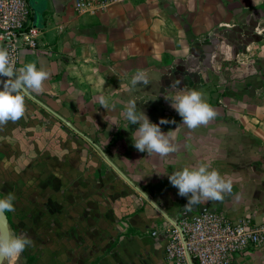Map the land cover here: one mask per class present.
I'll return each mask as SVG.
<instances>
[{
    "label": "crops",
    "instance_id": "obj_1",
    "mask_svg": "<svg viewBox=\"0 0 264 264\" xmlns=\"http://www.w3.org/2000/svg\"><path fill=\"white\" fill-rule=\"evenodd\" d=\"M29 5L31 24L43 34L37 49L21 50L16 69L35 63L50 73L44 91L32 95L35 99L97 140L129 177L144 180L145 191L157 204L162 194H173L169 175L207 163L238 193V200L226 195L223 202H207L208 208L233 219L264 220V48L253 52L246 41L232 49L249 37L233 36L238 28L264 30V0H117L86 15H78L71 0H29ZM262 39L256 34L252 42ZM234 65L239 72L228 71ZM139 70L146 72L149 83L132 87ZM177 80L181 90L202 92L218 113L207 126H182V118L165 100V95H175L170 86ZM101 97L108 109L101 106ZM34 98H25L22 119L0 129V177L9 181L5 185L22 188L23 194L29 186L45 188L42 201L54 211L64 201L69 211L66 234L80 237L81 250L95 248L80 264H136L107 257L125 239L142 236L146 227L151 235L159 232L152 235L157 241L147 236V264H173L164 255L171 222L148 202L144 209L136 206L124 224L107 220L89 227L94 218L89 210L95 209V219H103L119 212L120 202L112 196L106 204L108 189L103 182L94 183L96 170L87 162L89 142ZM133 100L137 113L144 112L151 123L176 121L160 125L165 134L174 131L176 153L162 158L135 149L134 125L122 115ZM114 142L119 145L115 151ZM29 167L39 182L48 183L31 185L24 179ZM118 182L111 184L119 187ZM231 264H264V248L238 255Z\"/></svg>",
    "mask_w": 264,
    "mask_h": 264
},
{
    "label": "clouds",
    "instance_id": "obj_2",
    "mask_svg": "<svg viewBox=\"0 0 264 264\" xmlns=\"http://www.w3.org/2000/svg\"><path fill=\"white\" fill-rule=\"evenodd\" d=\"M0 129L9 122L16 123L25 116V98L34 93L44 91V82L50 78V73L44 69H37L35 63L25 64L16 69L14 62L7 49L0 48ZM149 83L146 72L139 70L131 79L132 87L138 84ZM180 81L172 83L170 89L175 95H165V100L170 101V106L182 118V126L189 130H195L201 126H207L218 115V113L206 102L204 94L197 90L179 89ZM100 104L104 109L109 108L105 97L100 98ZM113 109L115 105L111 106ZM135 101H129L123 111V117L129 125H138L134 131L135 139L133 145L141 153L146 152L148 156L158 155L168 157L178 151L171 136L174 131L164 133L160 125L175 124V120L160 119L159 124L151 123L144 112L137 113ZM210 165L201 163L198 167H185L168 176L170 184L178 189L180 197L187 198L186 208L211 202H223L226 195L232 193L233 184L225 180L217 170H209ZM13 193H8L0 199V216L4 217L6 212H15ZM154 203V202H153ZM33 240L27 233L15 235L11 232L0 233V264L5 260L13 264L21 254L33 246Z\"/></svg>",
    "mask_w": 264,
    "mask_h": 264
},
{
    "label": "rangeland",
    "instance_id": "obj_3",
    "mask_svg": "<svg viewBox=\"0 0 264 264\" xmlns=\"http://www.w3.org/2000/svg\"><path fill=\"white\" fill-rule=\"evenodd\" d=\"M244 30L245 28L242 27L241 29L238 28L235 32L232 33L233 36H237L240 39H243L246 34L249 36L247 39L241 40L239 44L232 46V49L238 50L240 46L242 47L243 45H245L246 41H249V44L253 46L252 51L261 53L262 48H264V39H262L260 42H252V39H254V36L256 34L259 36H264V30L260 29L259 33L257 32V29L253 28H250L249 32H243ZM257 44L261 46L257 47ZM240 56H242V54H240L239 56L237 55V59L240 60ZM228 71L239 72L240 69L239 66L234 65L230 69H228ZM132 127L136 130L138 128V125H134ZM132 127L130 128L132 129ZM119 141V139L115 138V142L118 143ZM117 143L113 144V146L117 145L116 148H113V151L118 149L119 145ZM103 150L106 152L104 148ZM87 151L89 153L87 162L96 170L95 172H93L94 183L103 182L105 186L104 188L108 189V192L105 191L104 195L105 203L111 204V201L109 199L113 196L116 201L120 202L119 206L121 207L119 212L115 211L113 215L111 212L107 213L108 216H105L103 219H100V217L95 219V209L89 210V216H94L93 219H89V227L94 226L96 224V221L101 225H105L107 220H112L114 224H124L125 221H127V219L131 216V213L133 212L132 210L137 209L136 206L138 205L144 209L145 205L147 206V201L135 188H133L124 178H122L106 162V160H104L100 152L94 146H92V144L88 143ZM106 153L111 159V153ZM112 162L114 161L112 160ZM115 165L117 166V164ZM28 169L24 171V179H28V182L31 181V185H33V183H48V181L46 183L47 179H43V182H39V178L33 175L34 170H31V167H29ZM122 172L124 171L122 170ZM2 173L3 172H0V175ZM13 173L14 172H12V174ZM34 173L36 174V171ZM33 178H35V180H33ZM129 178L143 191L147 189V187L144 186V180L133 179L131 177ZM114 180H119V187L115 184H111V182ZM7 182H9L7 179L0 177L1 199H3L4 196L8 193H13L16 197L14 201L15 212H8L10 215V232L15 235L27 233V235L34 242L33 246L27 248L21 254V256L13 262V264H80L82 259L85 258L87 254L89 257L95 254V248L92 249L90 245H88V250H81L79 236H69L66 234V216L69 214V211L66 209L64 201L58 203L57 209L54 211L52 209H49L50 207H52L51 204H49L47 201H42L46 199V194H44L45 188H42V190H40V188L38 187L32 188L31 186H29L28 188H24L23 194L21 192L22 188L7 187L5 185V183ZM88 183L91 184L90 181ZM171 188L173 194H162V199L158 201V204L160 203V207L165 212H168L170 215H172L171 217H173L180 213L182 206H187L188 201L187 198L180 197L178 195L176 190L177 188L173 186ZM60 190L65 191L62 188ZM128 190H130V192ZM236 191V187H233L232 193L226 197L227 200H238V193L236 194ZM51 198H53V196H51ZM124 203H126V205ZM202 205L208 204L205 203ZM111 206L112 205H110L109 207ZM155 227L159 228L160 226L157 225ZM141 232L142 236H140L139 238L130 237L125 239V241H122L120 243V247L118 249H115L113 253L110 254V256H108L107 258H117L122 262L126 261L127 259H132L134 262H136V264H147V251L145 248L147 244V236L152 237L154 241H157V238L153 237L150 234V229H147V227L144 228ZM89 238L91 237L89 236ZM3 264H9V262L5 260Z\"/></svg>",
    "mask_w": 264,
    "mask_h": 264
},
{
    "label": "built area",
    "instance_id": "obj_4",
    "mask_svg": "<svg viewBox=\"0 0 264 264\" xmlns=\"http://www.w3.org/2000/svg\"><path fill=\"white\" fill-rule=\"evenodd\" d=\"M117 0H71L78 15L104 11ZM29 0H0V48L7 49L16 68L23 49L35 50L43 30L32 25ZM179 230L172 224L166 230L165 258L173 264H231L234 258L264 248V220L249 216L230 218L226 214L203 209L179 218ZM152 235H158L153 230Z\"/></svg>",
    "mask_w": 264,
    "mask_h": 264
},
{
    "label": "water",
    "instance_id": "obj_5",
    "mask_svg": "<svg viewBox=\"0 0 264 264\" xmlns=\"http://www.w3.org/2000/svg\"><path fill=\"white\" fill-rule=\"evenodd\" d=\"M31 98H34L33 96H30ZM35 99V98H34ZM41 106H43L46 110L51 112L55 117H57L61 122L65 123L69 128L77 132L79 135L83 136L88 142L93 144V146L100 152L101 156L106 160V162L122 177L124 178L133 188H135L142 196L143 198L150 203L155 209H157L168 221L171 222L173 226H175L182 237V241L184 242V238L182 236L181 229L177 223L179 218L185 217V216H191L195 212H200L203 209H208V205H198L194 206L193 208H186V206L181 207V211L179 214L171 217L169 216L158 204L157 202L153 201L149 195L143 191L140 187H138L120 168H118L114 162L108 157V155L105 153V151L95 142H93L89 137L84 135L82 132H80L77 128H75L69 121L65 120L64 117L53 111L51 108H49L47 105L43 104L39 100L35 99ZM1 199V198H0ZM154 202V203H153ZM3 232H10L9 229V221L8 216L5 213L4 217L0 216V233ZM187 260L189 264H193L188 252H186Z\"/></svg>",
    "mask_w": 264,
    "mask_h": 264
},
{
    "label": "trees",
    "instance_id": "obj_6",
    "mask_svg": "<svg viewBox=\"0 0 264 264\" xmlns=\"http://www.w3.org/2000/svg\"><path fill=\"white\" fill-rule=\"evenodd\" d=\"M109 156V155H108ZM1 198V197H0ZM212 210V209H211ZM7 216H8V221L10 222V215L8 212H6Z\"/></svg>",
    "mask_w": 264,
    "mask_h": 264
},
{
    "label": "flooded vegetation",
    "instance_id": "obj_7",
    "mask_svg": "<svg viewBox=\"0 0 264 264\" xmlns=\"http://www.w3.org/2000/svg\"><path fill=\"white\" fill-rule=\"evenodd\" d=\"M71 129V128H70ZM72 130V129H71ZM74 131V130H73ZM92 140V139H91ZM93 142H95L96 143V141L95 140H92ZM90 143V142H89ZM91 144V143H90ZM92 146H93V144H92Z\"/></svg>",
    "mask_w": 264,
    "mask_h": 264
}]
</instances>
